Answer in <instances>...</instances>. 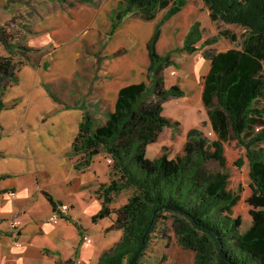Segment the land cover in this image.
<instances>
[{
	"label": "trees",
	"instance_id": "obj_1",
	"mask_svg": "<svg viewBox=\"0 0 264 264\" xmlns=\"http://www.w3.org/2000/svg\"><path fill=\"white\" fill-rule=\"evenodd\" d=\"M20 1L8 0L7 12L12 14L15 5L25 3ZM202 1L211 22L241 26L245 39L240 50L208 55L210 67L199 79L201 104L214 138L205 135L201 128L207 123L201 122L189 130L174 156L173 144L180 140L183 124L163 114L164 104L183 98L185 93L178 86L166 88L164 72L170 67L181 69L178 57L213 45L219 37L197 46L203 38L197 21L182 46L160 55L157 44L162 26L187 0H121L116 10L110 35L134 14L151 21L158 10L166 12L147 43L151 85L123 87L104 125L96 126L86 112L73 142L72 154L80 156L77 169L87 168L100 154L113 160L110 182L99 189L102 209L93 222L111 215L109 204L114 194L133 189L128 202L116 212L119 218L115 224L122 237L99 264H129L136 254L134 264H139L164 213L172 215L177 241L195 253V264H264V149L256 148L264 142V104L258 105L259 100L264 101V0ZM37 2L29 0L28 9L35 11ZM220 35L235 39L226 31ZM9 52L10 57H0V110L4 107L2 97L16 82L21 66L42 53L27 44H16ZM14 57L20 58L19 62ZM163 139L171 140L172 145L162 146L153 159L148 158V146ZM211 161L218 164L217 170H209ZM221 251L227 261L221 259ZM55 264L76 263L59 259Z\"/></svg>",
	"mask_w": 264,
	"mask_h": 264
},
{
	"label": "crops",
	"instance_id": "obj_2",
	"mask_svg": "<svg viewBox=\"0 0 264 264\" xmlns=\"http://www.w3.org/2000/svg\"><path fill=\"white\" fill-rule=\"evenodd\" d=\"M106 2L99 8L93 0L72 3L42 2L41 4L49 3L54 6L49 5L48 9L43 10L34 27V34L27 41V46L39 49L42 53H37L32 58V64L33 59L37 58L36 65L21 66L16 74V82L8 87L2 97L4 107L0 110V231L9 232L10 237H3L0 250L2 254L9 252L14 264L35 262L28 259L31 254L37 258L38 264H55L59 259H71L79 264L82 257L79 244L85 235L83 229H88L86 224L90 219L92 223H96L93 222V217L102 209L103 200L100 198L99 189L102 185L109 184L111 170L102 161L106 158L104 154L94 157L87 168L77 169L80 157H71L73 142L79 133L84 114L90 111L82 106L83 101L67 102L61 93L65 80L68 84L73 81L72 64L79 53L85 52V42L88 43L97 36V44L100 34L106 37L104 48L107 55L113 58L109 62V81L113 92L111 112L115 110L119 91L123 87L140 83L151 85L147 43L156 25L152 30L144 21L137 20V14H134L126 18L110 35L120 2L115 5L111 1L105 5ZM199 11L200 6L195 0H187L184 8L162 26L157 44L160 55L183 45L192 25L200 17ZM204 34L203 32L202 41L197 46L207 39ZM197 52L176 59L177 63L182 64L181 69L170 68L176 69L179 75L184 69V63H180V60L194 59L198 101L200 100L197 103L201 104L202 87L199 79L207 73L210 60L204 58L206 60L199 62L195 57ZM218 52L221 51L216 53ZM125 59L126 62L120 63ZM49 67L52 68L50 78ZM203 70L205 72L200 74ZM170 73V77L176 79L165 78L166 88L181 86L178 75L174 77L176 72L174 76ZM179 88L183 90L184 86ZM184 93L186 97V92ZM201 107L203 108L202 104ZM90 115L95 121L93 115ZM107 119L97 126L104 125ZM12 191L15 192V197L9 196ZM48 197L53 199L55 205L50 203ZM7 200L14 201L15 205L7 203ZM59 204H67L71 210L67 219L54 224L49 221V217ZM77 207L88 213L87 222L77 213ZM13 218L22 222L17 239L9 229V222ZM110 236L107 245L117 244L122 237L115 230ZM16 240H19L21 247L15 245Z\"/></svg>",
	"mask_w": 264,
	"mask_h": 264
},
{
	"label": "rangeland",
	"instance_id": "obj_3",
	"mask_svg": "<svg viewBox=\"0 0 264 264\" xmlns=\"http://www.w3.org/2000/svg\"><path fill=\"white\" fill-rule=\"evenodd\" d=\"M24 1L25 3L17 4L12 8V16V14L7 12L8 10L6 9L8 0H0V57H10L11 53L9 50L16 44L26 45L28 38H31L30 36L34 34V27L37 25L38 19L41 13H43V10L48 9L49 5L54 6L49 3L47 5L40 4L35 6L36 11H32L28 9L29 0ZM77 1L78 0H66L68 3ZM111 1H113L112 3L116 5L121 0H96V7L99 8L104 2H106V5ZM195 3L200 6V17L198 21L201 23V28H203L205 38L211 39L215 36L219 37L217 43L210 45L204 48L201 52H197L195 54V57L199 62L200 60H206L204 58H207L208 55L217 51H223L230 48H242L245 39V29L243 27L226 24L222 21L211 22L209 18V11L203 1L195 0ZM165 12L166 10H158L156 12L155 20L149 22L145 21L144 16L141 14H137L136 19L144 21V23L153 30L154 25L158 23ZM225 31L234 35L235 39L222 37L220 34ZM105 39L106 37L100 34L98 36L97 44V36L88 43L85 42L87 45L85 52L82 51L79 53L74 58L75 60L72 64L74 66L72 76L73 81L71 84H68L65 80V84L61 92L67 102L76 103V101H83L82 106L87 108L93 115L96 126L104 123L112 110L113 92L110 88L111 81H109L111 79L109 74L111 64L109 62L112 61L113 58L112 56H108L105 51ZM4 43L7 44L9 50L5 48ZM15 54L18 56L17 53ZM14 60L19 62L20 58L16 57ZM36 60L37 58L33 59V64L32 61L26 64L36 65ZM126 61L127 59L122 60L120 63ZM180 63H184V69L180 71L179 75L177 70L174 68L167 69L164 72L166 80H169V78H172L171 80H175L176 78L170 77L169 75L170 71H175L176 76L174 77H177L178 75L177 79H179L181 83V86L179 87L184 86L183 90L186 92V97L180 99H170L164 104L163 114L176 118L183 123V132L180 136V140L173 144L174 149L172 156H174V154L181 149L187 138L189 130L196 128L201 122L207 123L205 127L201 128L205 135L209 139L214 138L207 116L201 107V104H198L200 103V100L198 101L199 92L195 80V61L193 58H183L180 60ZM50 70H52L51 67H49V71ZM204 72L205 70L200 72V74ZM50 73L51 71L48 74V78L52 77V74ZM62 77L64 79L65 75ZM69 90L70 92H68ZM263 104L264 101L259 100L258 105L262 106ZM171 145L172 142L169 139H163L160 143L152 144L147 149V157L153 159L162 146L169 147ZM256 148L264 149V142L259 144ZM71 157L74 158L76 156L72 154ZM102 161L104 165L109 167L111 170L112 166L107 164L106 158H103ZM207 166L211 171H215L218 168V164L213 161L209 162ZM132 193L133 189L130 188L123 190L118 194H114L112 196V202L109 204V208L112 211L111 215L107 218L97 220L95 224L92 223L90 219L86 224L88 229H83V232L92 239V243L89 246H86L83 240H81L79 250L82 257L79 260V264H99L101 256L116 244L113 243L111 245H107L106 242L107 239L111 237L110 235L112 234V231L114 232V230L119 237L122 235V231H119V227L115 224L116 220L119 218L116 212L128 202ZM95 197L97 198L96 193ZM6 202L11 205H15L14 201L7 200ZM96 203L97 202H95V206H97ZM79 208L81 207H77V213L80 215L82 220L87 222L88 213H86L84 209ZM173 222L174 220L170 213L163 214V217L157 224L155 232H153L150 236L149 243L139 260V264H195V253L192 250L184 249L179 245L173 231ZM103 223H106V225L103 226ZM81 224L82 223L79 225L81 226ZM4 236L10 237V233L0 231V241ZM17 242H19V240H17ZM28 259L30 261H35L31 262V264H38V261L36 260L37 258L34 257V255L31 254ZM14 263L15 261L9 255V252L2 254L0 250V264Z\"/></svg>",
	"mask_w": 264,
	"mask_h": 264
},
{
	"label": "built area",
	"instance_id": "obj_4",
	"mask_svg": "<svg viewBox=\"0 0 264 264\" xmlns=\"http://www.w3.org/2000/svg\"><path fill=\"white\" fill-rule=\"evenodd\" d=\"M170 74H171V76H174L175 72L172 71ZM256 130L259 131L260 128H257ZM106 161H107V163L109 165L113 163V160L110 157H107ZM9 196L10 197H15V192H13V191L10 192ZM70 210H71V208L67 204L59 205L57 207V209L49 217V221L54 223V224H57V223L61 222L62 220L67 219V217L70 214ZM21 227H22V222H21L20 219L13 218V219L10 220L9 229L12 232L13 236L15 237V239H17L19 237L20 232H21ZM82 240H83L84 244H86V245H90L92 243V239L89 236H87V235L82 236ZM15 245L17 247H21L20 242H17V240L15 241Z\"/></svg>",
	"mask_w": 264,
	"mask_h": 264
},
{
	"label": "water",
	"instance_id": "obj_5",
	"mask_svg": "<svg viewBox=\"0 0 264 264\" xmlns=\"http://www.w3.org/2000/svg\"><path fill=\"white\" fill-rule=\"evenodd\" d=\"M175 209V208H174ZM145 236L146 235H144L143 237H142V246L144 245V242H145ZM141 246V247H142ZM141 250V249H140ZM138 254H136L134 257H132V259H131V261H130V263L129 264H134L135 263V261H136V256H137ZM220 257H221V259H223V260H225V261H227V257L222 253V251L220 252Z\"/></svg>",
	"mask_w": 264,
	"mask_h": 264
},
{
	"label": "flooded vegetation",
	"instance_id": "obj_6",
	"mask_svg": "<svg viewBox=\"0 0 264 264\" xmlns=\"http://www.w3.org/2000/svg\"><path fill=\"white\" fill-rule=\"evenodd\" d=\"M45 1L61 2V1H59V0H38V2L35 3V6H38V5H40L42 2H45ZM7 5H9L8 2H7ZM35 11H36V9H35Z\"/></svg>",
	"mask_w": 264,
	"mask_h": 264
}]
</instances>
